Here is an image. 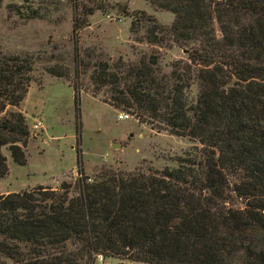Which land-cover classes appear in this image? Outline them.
Returning <instances> with one entry per match:
<instances>
[{"label": "trees", "instance_id": "obj_1", "mask_svg": "<svg viewBox=\"0 0 264 264\" xmlns=\"http://www.w3.org/2000/svg\"><path fill=\"white\" fill-rule=\"evenodd\" d=\"M169 26L140 12L149 45L192 44L164 71L155 51L89 76L105 102L157 131L199 143L173 168L101 167L58 189L0 194V264H264V0H146ZM72 35L87 16L129 15L121 0H74ZM75 76L82 61L74 59ZM29 56L0 51V178L25 163L29 129L17 107L32 80ZM61 76L53 69L49 71ZM84 87V86H83ZM79 84L73 86L77 93ZM88 88V87H84Z\"/></svg>", "mask_w": 264, "mask_h": 264}, {"label": "rangeland", "instance_id": "obj_2", "mask_svg": "<svg viewBox=\"0 0 264 264\" xmlns=\"http://www.w3.org/2000/svg\"><path fill=\"white\" fill-rule=\"evenodd\" d=\"M129 15L96 10L87 16L75 41L72 35L74 0H0V51L29 56L32 80L17 107L29 129L25 163H14L6 148L7 172L0 178V194L19 192L38 185L58 189L77 178V155L85 174L93 176L101 167L126 171L137 168L161 170L178 165L199 143L183 136L157 131L140 123L130 113L105 102V94L92 90L89 76L100 62L114 66L118 60L135 61L155 51L164 71L175 60H187L192 46L149 45L143 38L146 21L131 29L140 12L169 26L173 14L154 8L146 0H121ZM82 61L75 76V56ZM53 69L61 76L49 71ZM82 87L75 93L73 86ZM128 119H119V114ZM117 143L119 147H113ZM95 264H142L127 259L102 257Z\"/></svg>", "mask_w": 264, "mask_h": 264}, {"label": "built area", "instance_id": "obj_3", "mask_svg": "<svg viewBox=\"0 0 264 264\" xmlns=\"http://www.w3.org/2000/svg\"><path fill=\"white\" fill-rule=\"evenodd\" d=\"M118 118L119 119H128L129 118V115L128 114H125V113L119 114L118 115ZM96 260L101 261L102 260V256L101 255H97Z\"/></svg>", "mask_w": 264, "mask_h": 264}, {"label": "water", "instance_id": "obj_4", "mask_svg": "<svg viewBox=\"0 0 264 264\" xmlns=\"http://www.w3.org/2000/svg\"><path fill=\"white\" fill-rule=\"evenodd\" d=\"M112 146L113 147H117V146L119 147V145L117 143H113Z\"/></svg>", "mask_w": 264, "mask_h": 264}]
</instances>
